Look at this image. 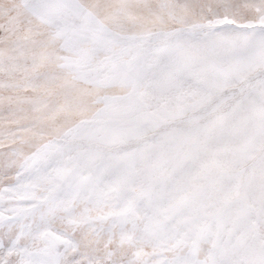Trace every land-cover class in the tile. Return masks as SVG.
Masks as SVG:
<instances>
[{
    "label": "snow or ice",
    "instance_id": "6c2138e0",
    "mask_svg": "<svg viewBox=\"0 0 264 264\" xmlns=\"http://www.w3.org/2000/svg\"><path fill=\"white\" fill-rule=\"evenodd\" d=\"M0 264H264V0H0Z\"/></svg>",
    "mask_w": 264,
    "mask_h": 264
}]
</instances>
